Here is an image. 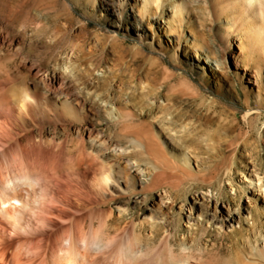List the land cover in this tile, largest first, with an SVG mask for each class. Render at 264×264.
I'll return each mask as SVG.
<instances>
[{"label":"rangeland","instance_id":"1","mask_svg":"<svg viewBox=\"0 0 264 264\" xmlns=\"http://www.w3.org/2000/svg\"><path fill=\"white\" fill-rule=\"evenodd\" d=\"M208 1L0 0V92L10 97L0 107V195L8 188L27 205L16 227L9 218L0 227L6 260L21 247V264H68L75 256L81 264H160L161 245L136 259L125 255L142 230L134 219L169 218L182 239L193 214L230 245L223 235L232 228L221 216L264 214V46L255 52L240 14L223 21L228 2ZM7 72L13 79L4 81ZM26 82L42 97L29 117L12 94ZM64 108L77 116L60 128ZM89 131L103 153L133 152L107 158L126 170L121 190L92 188L97 175L72 168ZM138 136L146 154L133 143ZM156 158L178 174L172 200L163 199L165 189L143 188ZM113 199L134 217L113 243L91 249L74 219L100 228Z\"/></svg>","mask_w":264,"mask_h":264},{"label":"bare ground","instance_id":"2","mask_svg":"<svg viewBox=\"0 0 264 264\" xmlns=\"http://www.w3.org/2000/svg\"><path fill=\"white\" fill-rule=\"evenodd\" d=\"M158 3L159 0H153ZM219 3H227L225 7L224 22L232 19L233 15L240 14L241 28L243 33L247 34V41L253 43L254 50L258 46H264V0H215ZM171 3L170 0H164L163 5ZM209 1L207 0V4ZM174 4L175 11H182L183 6L179 2H172ZM231 4V5H230ZM256 7L253 8L252 5ZM243 9V10H242ZM242 10V11H241ZM222 20H219L221 23ZM254 34L255 39L249 38L248 35ZM209 57V56H208ZM253 61H258L255 57ZM8 74L10 72H7ZM4 81H9L13 79L12 74L3 78ZM2 79H0L1 84ZM18 91L13 92V96L17 95V102L20 106L21 111L29 117L33 111H36L37 102L42 99L38 97L37 91L32 88L27 82L23 86L18 88ZM8 89L0 92V107L7 106L9 101ZM1 113V112H0ZM75 113V112H74ZM2 114V113H1ZM77 116V114H74ZM72 109H61L60 114H58L59 127H63V123L68 117H73ZM27 117V119H28ZM49 120L51 117H48ZM80 131V130H79ZM74 135H77L78 132ZM88 133V132H87ZM76 138L71 139L72 144L75 146L77 144ZM133 143L136 148L140 149L141 152L146 154L148 151V146L146 144V139L142 137L133 138ZM84 149L81 155L72 162V168H74L75 173L81 176V167L85 166V173H94L97 176L94 178V183L92 188H116L122 189L121 182L125 179V168L122 164L118 162H108L107 158L110 155L115 157L118 153L120 155L129 156L133 152H129L127 148L122 146H113L110 152L103 153V145L93 136L92 132L89 131L87 141H84ZM153 165V174L148 181L143 182V188L147 191L153 192L155 189L164 190L166 200H172L173 194L171 193V188H181L180 183L177 181L178 174L167 168L166 164L156 158ZM86 174L84 181L87 179ZM81 178V179H82ZM78 181L74 184L72 188H77L75 191L76 195L81 194V182ZM131 188H135V182L132 181ZM261 190L264 186H260ZM0 195V227L8 228V218L15 220L13 224L15 227L20 223L19 209L21 207H27L25 200L23 201L17 195L9 196L8 188H2ZM117 199H113L111 216L106 220L105 224L98 229H95L96 222L92 220V226H88L87 223H82L79 218L74 219L75 230L78 238H82L84 241L87 240V246L91 249L96 247L107 245L113 243L118 234L123 230L124 224L127 219L134 217L131 212L130 207H123L121 205H115ZM174 201H176L174 199ZM168 208L169 206L166 205ZM193 210V209H192ZM236 211H238L236 209ZM192 214V213H191ZM193 215V214H192ZM191 215V216H192ZM263 212H259V216L249 215L245 220L237 219L230 210L227 214L221 216L224 227H231L232 231L227 232L224 239L231 241L230 245H226L224 242L219 240V237L213 235V226L208 224L209 219H194L190 216L191 223V235L184 236L179 239L177 234H175V229H171V220L166 217H153L150 216L140 223L135 222V228H140L144 230L145 228H150V233L141 232L136 233L134 238L127 246V253L132 254L133 259L139 256L143 252H154L156 247L162 246L161 252L159 254L160 264H264V241L260 243V238L264 240V223L262 221ZM192 220V221H191ZM214 222V221H212ZM236 222H239V226L236 227ZM90 227L91 229H88ZM91 231V232H90ZM209 238V240H207ZM122 251V250H121ZM124 253V251H123ZM124 255V256H125ZM131 256V257H132ZM167 256L166 260L164 257ZM22 258V248L20 247L13 255L10 261L6 260L3 253H0V264H21ZM68 264H81L77 258H69ZM120 264H124L120 262Z\"/></svg>","mask_w":264,"mask_h":264}]
</instances>
